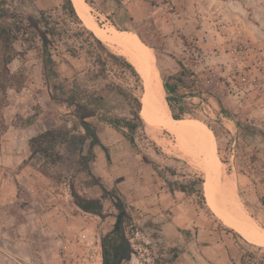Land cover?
<instances>
[{
	"label": "rangeland",
	"instance_id": "374dc122",
	"mask_svg": "<svg viewBox=\"0 0 264 264\" xmlns=\"http://www.w3.org/2000/svg\"><path fill=\"white\" fill-rule=\"evenodd\" d=\"M72 1L80 13L78 19L66 0H0V12L7 8L19 15L31 13L42 30H54L49 38L57 72V77L43 73L37 39L13 43L18 54L7 67L11 74L21 69L25 82L19 90L0 87V228L6 231L2 235L5 250L15 242L20 248L16 255H1L0 264H102L101 235L111 229L118 204L126 206L132 220L127 226L131 252L121 264H264V244L258 242L264 239V0ZM84 28L93 31L110 52L125 56L139 74L141 88L133 73ZM136 28L154 36L155 49L130 30ZM112 29L121 41L141 43L149 50L161 81L162 74L180 72L177 60L199 75L210 93L207 100L190 97L188 88H179L196 117H183L190 122L173 120L163 90L161 99L151 104L149 126L141 114L143 127L136 129L134 145L121 129L102 119L98 112L129 115L128 99L119 87L136 94L143 107L149 98L145 69L108 40L106 33ZM3 73L0 57L1 82ZM53 82H60L62 90L73 92L97 111L89 120L97 125L100 140L110 146V160L96 146L95 153L100 155L89 165L108 191L104 198L97 185L88 186L90 178L75 153L65 151L64 160L55 165L38 155L30 157L29 137L76 120L69 114L71 107L50 98ZM218 102L229 116L217 114ZM33 114L34 122L24 125ZM178 139L210 151L219 160L221 181L227 179L234 186L245 222L255 230L236 229L216 204L212 211L205 196L194 192L177 200L178 212L192 218L190 225L164 231L173 211L162 206L155 193L158 196L167 188L165 180L188 183L201 176L213 190L197 161L173 150ZM73 191L100 197L107 216L79 209ZM14 221L28 226L18 238L7 233ZM218 243L225 246L227 256L215 263L208 256L225 254L224 248L214 247Z\"/></svg>",
	"mask_w": 264,
	"mask_h": 264
},
{
	"label": "trees",
	"instance_id": "16d2710c",
	"mask_svg": "<svg viewBox=\"0 0 264 264\" xmlns=\"http://www.w3.org/2000/svg\"><path fill=\"white\" fill-rule=\"evenodd\" d=\"M91 4L90 1L86 0ZM67 7L72 15L78 19L80 13L76 9L72 0H66ZM0 12V47H1V61L4 69V73L1 74L2 82L0 81V87H10L19 90L24 86L25 76L21 69L16 73L11 74L7 65L16 58L18 52L14 49L13 43L17 40L34 42L36 39L41 42L40 56L42 59L43 73L50 77H57L56 62L52 57L51 46L53 40L49 35L53 36V29L46 28L41 29L39 26V20L35 19L31 13L15 14L9 12L7 8H1ZM85 31L95 40V42L103 47L109 55L118 60L121 65L127 68L133 73L136 78L139 87L141 88L140 76L135 70L134 66L123 56L122 54H115L110 52L93 31L88 28H84ZM122 34L121 31H119ZM181 70L178 74H162L163 87L166 93V101L170 109L171 117L178 122H190L189 119L183 118L186 115L196 117V110L191 105H188L183 98V95L179 93V88L184 86L189 90L190 97H199L203 100H207L209 92L205 91L201 85L199 75L190 68L185 66L177 60ZM187 78V79H186ZM143 83V91L146 84ZM52 92H50V98L54 101L61 102L68 107H71L69 114L74 116L76 120L72 122L70 126L59 125L57 127L45 129L39 132L27 140L28 150L30 157L38 155L49 165H55L64 160V152L75 153L77 155V163L81 165V168L87 173L90 180L87 182L88 186L97 185L101 189V198H104L108 191L105 188L103 182L99 176L94 175L91 172L90 162H93L96 158L94 148L99 146L103 152L107 161L110 160L109 150L104 145L98 134L97 125L91 122L89 118L95 117L97 111L90 106L89 102L81 101L79 97L73 92L66 93L62 90V84L60 82L52 83ZM193 87V88H192ZM194 89L193 91H191ZM62 90V91H61ZM119 92L128 99L129 115L128 116H106L101 112L99 115L110 123L112 126L121 129L122 134L129 143H135L134 133L137 128L143 127V121L141 114L143 112V103L140 98L133 93H126L119 87ZM100 99L103 96L99 97ZM219 103L220 110L217 114L221 113L224 116H229L230 113ZM36 114L25 118L24 125H29L34 122ZM206 125L217 135L215 128L208 122ZM238 128H241L239 121H236ZM202 141L206 144V140L203 134H199ZM161 175V174H159ZM167 184V191L173 193L174 191H182L185 195H190L194 192L198 193L200 197L206 200V204L213 211L216 200L213 196V190L203 177L197 176L195 179L188 183L175 180H165ZM204 182V183H203ZM203 184V190H202ZM73 201L83 211L99 215L101 218L107 216L102 209V200L100 197H84L77 192H72ZM217 207V204H216ZM117 213L114 214V222L112 227L106 233L101 236L102 246V264H116V261L122 256L128 257L131 249L129 248L130 242L127 236V226L131 225V214L126 209L125 205H116ZM177 253L173 254L175 258Z\"/></svg>",
	"mask_w": 264,
	"mask_h": 264
},
{
	"label": "bare ground",
	"instance_id": "6f19581e",
	"mask_svg": "<svg viewBox=\"0 0 264 264\" xmlns=\"http://www.w3.org/2000/svg\"><path fill=\"white\" fill-rule=\"evenodd\" d=\"M76 2L78 4H81L83 0H76ZM81 11L84 12V9H81ZM106 34L109 41L113 42L115 45H117V47L122 48L127 53V55L130 56L133 64L137 66H142L147 73V77L149 80V98L144 106L142 116L146 126H149L151 119L153 118L152 113H150L151 104L161 99V96L163 94L162 92L164 90L159 72L153 65L152 55L150 54L149 50L141 43H128L118 39V35H116L115 29H112L109 32L107 31ZM173 150L182 154L183 156L195 159L198 163V166H200L204 170V172H206V174L209 176V179L212 181V186L214 190L213 196L215 197L217 208L219 212L223 215V217L227 219L226 221H229L233 227L239 230L253 231L256 229L252 228L251 224H246L245 218L243 217L241 211L242 206L240 207V204L238 202V196L236 194L237 192L235 191L234 186L227 179H225V181L223 182L221 181L220 162L216 157H214L210 153V151L195 146L187 140L180 139H178L173 144ZM258 242L264 244V239H259Z\"/></svg>",
	"mask_w": 264,
	"mask_h": 264
},
{
	"label": "crops",
	"instance_id": "0c3cea01",
	"mask_svg": "<svg viewBox=\"0 0 264 264\" xmlns=\"http://www.w3.org/2000/svg\"><path fill=\"white\" fill-rule=\"evenodd\" d=\"M135 12H136V9L134 10V12H132L134 20H136ZM144 29L145 28H141V29L140 28H136V29H130V30L135 31L144 40V42H146V44L148 46H150L151 48L155 49L156 42H155L154 36L151 35L148 32H145L146 30H144ZM145 36H147L148 39H146ZM102 143L107 146L108 150H111L109 145L105 144L104 142H102ZM97 155L99 157L100 154L98 152H96V158L98 159ZM158 191H159V189H158ZM184 196H185V193L182 192V191H174L173 193H171V192L167 191L166 188H162V193H159L158 196H157V192L155 193V197H156L157 201H159L162 206L169 207L170 210L173 211V214L171 215L170 219L168 221H166V223L163 226L164 227V231L170 232L172 229H177V227H180V228L186 227V226L188 227L190 225L189 222L193 221L192 218L189 220V217H187L185 219L184 215H181L178 212V210L180 209L181 206H180V203L177 202V200L181 199ZM34 225H35V227H37L38 226L37 222H35ZM27 227L28 226L26 224H24V223L16 224V222L14 221L13 227H10L7 230V233H9V234L13 233L14 236H15L14 238H18L19 233L23 229H25ZM206 231H208V229ZM209 231L212 232L211 230H209ZM5 233H6L5 229H3L2 226H1V228H0V256L3 255L4 253L15 254V255L18 254V251H19V248H20L19 245H18V242L17 243L15 242V244H10L9 245L10 247L8 248L9 251L5 250L4 245H2V243L6 242L2 238V235H5ZM104 233H106V232L105 231L102 232V235ZM202 234H203V232H202ZM55 243H58V240L55 241ZM214 247H219L220 249L224 248V250H225V254H222L220 256L218 254H216L215 256H208L215 263H219L218 258L227 256V251L225 249V246L223 244H221V243L214 244ZM229 262H230V259H229Z\"/></svg>",
	"mask_w": 264,
	"mask_h": 264
},
{
	"label": "flooded vegetation",
	"instance_id": "af4514ba",
	"mask_svg": "<svg viewBox=\"0 0 264 264\" xmlns=\"http://www.w3.org/2000/svg\"><path fill=\"white\" fill-rule=\"evenodd\" d=\"M121 254L122 256L116 261V264H121V262L126 259V257H124V252H122Z\"/></svg>",
	"mask_w": 264,
	"mask_h": 264
},
{
	"label": "built area",
	"instance_id": "2783aa9c",
	"mask_svg": "<svg viewBox=\"0 0 264 264\" xmlns=\"http://www.w3.org/2000/svg\"><path fill=\"white\" fill-rule=\"evenodd\" d=\"M204 39H205L206 41H208V36L205 35V36H204Z\"/></svg>",
	"mask_w": 264,
	"mask_h": 264
}]
</instances>
